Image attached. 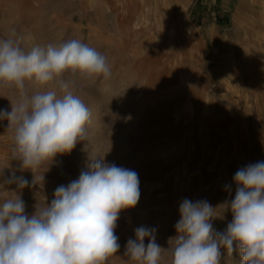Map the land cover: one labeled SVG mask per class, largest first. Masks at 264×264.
Listing matches in <instances>:
<instances>
[{"label": "rangeland", "instance_id": "obj_1", "mask_svg": "<svg viewBox=\"0 0 264 264\" xmlns=\"http://www.w3.org/2000/svg\"><path fill=\"white\" fill-rule=\"evenodd\" d=\"M233 11L215 19L211 0H0V38L14 33L25 51L77 38L111 66L107 79L65 75L92 117L88 139L50 166L22 171L12 158L8 121L0 120V202L18 194L32 215L51 203L58 186L78 179L91 157L103 156L135 171L141 193L134 208L120 213V248L107 264H137L125 253L140 226L155 228L156 242L168 249L184 199L222 206L212 224L224 232L232 220L226 204L235 198V173L264 161V50L256 26L240 30L244 20L236 21ZM211 24L235 50L226 53L216 43L211 52ZM26 89L30 95L59 91V85L26 82ZM18 100L14 87L0 86V109L11 111ZM13 173L29 186L4 183ZM240 259L239 252L225 253L222 264ZM160 264H170V257Z\"/></svg>", "mask_w": 264, "mask_h": 264}, {"label": "clouds", "instance_id": "obj_2", "mask_svg": "<svg viewBox=\"0 0 264 264\" xmlns=\"http://www.w3.org/2000/svg\"><path fill=\"white\" fill-rule=\"evenodd\" d=\"M67 73L107 79L111 66L106 55L77 38L28 51L14 33L0 38V86L19 93L11 111L0 109V120L8 121L12 158L21 162L22 171L33 172L46 162L50 166L57 155L88 139L92 112L70 90ZM26 82L41 88L56 82L59 91L29 95ZM233 181L235 198L226 204L232 220L224 232L212 224L222 206L184 199L174 225L177 235L170 238L168 249L156 242L155 228L140 226L127 241L126 256L137 264H160L165 254L170 264H222L225 253L239 252L240 264H264V161L240 168ZM4 183H15L18 189L29 186L15 173ZM139 183L135 171L97 156L78 179L58 186L51 203L36 206L32 215L20 195L5 199L0 202V264H107L120 248L115 234L120 213L140 199Z\"/></svg>", "mask_w": 264, "mask_h": 264}, {"label": "crops", "instance_id": "obj_3", "mask_svg": "<svg viewBox=\"0 0 264 264\" xmlns=\"http://www.w3.org/2000/svg\"><path fill=\"white\" fill-rule=\"evenodd\" d=\"M233 8V17L236 21L242 18L243 25H240V30L249 33L254 27V31L258 34V39H261L264 50V0H211V11L215 19L226 18L227 10ZM244 13L242 14V11ZM219 25L211 24V52H215L216 43L223 44L226 53L235 50L236 44L231 38L222 40L219 33ZM219 50V49H218Z\"/></svg>", "mask_w": 264, "mask_h": 264}, {"label": "bare ground", "instance_id": "obj_4", "mask_svg": "<svg viewBox=\"0 0 264 264\" xmlns=\"http://www.w3.org/2000/svg\"><path fill=\"white\" fill-rule=\"evenodd\" d=\"M91 157V156H90ZM158 233V232H157Z\"/></svg>", "mask_w": 264, "mask_h": 264}]
</instances>
